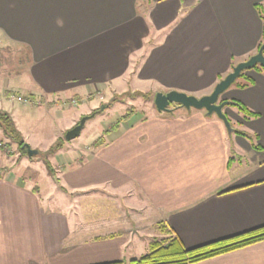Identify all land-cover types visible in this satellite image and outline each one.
<instances>
[{
  "label": "crops",
  "instance_id": "0c3cea01",
  "mask_svg": "<svg viewBox=\"0 0 264 264\" xmlns=\"http://www.w3.org/2000/svg\"><path fill=\"white\" fill-rule=\"evenodd\" d=\"M262 1L0 0V48L23 53L16 65L0 61V111L21 126L43 123L61 115L62 98L125 82L153 95L208 94L255 53L263 25L254 6ZM246 75L252 86H230L220 100L258 115L241 120L225 108L257 135L260 151L228 134L215 115L171 107V114L124 121L100 146L56 161L61 177L49 195L0 150V264H129L147 252L148 243L136 240L155 238L158 222L185 248L263 225L264 75ZM54 124L57 140L70 123ZM33 134L29 127L25 144ZM232 138L245 151L244 168L229 161ZM194 264H264V241Z\"/></svg>",
  "mask_w": 264,
  "mask_h": 264
},
{
  "label": "rangeland",
  "instance_id": "374dc122",
  "mask_svg": "<svg viewBox=\"0 0 264 264\" xmlns=\"http://www.w3.org/2000/svg\"><path fill=\"white\" fill-rule=\"evenodd\" d=\"M172 24H169L167 27H170ZM173 26V25H172ZM171 28L165 31H169ZM161 37V36H160ZM23 55V53L16 52V51H9L3 48H0V61L3 64H10L12 66L13 64L18 62V57ZM22 57V56H21ZM134 86H132L131 82H125L123 85H121L119 88L113 89H101L97 90L95 92H92L90 95H87L86 97H75L72 100L66 101L65 99H61V103L63 104V112H61L60 116H55V120L50 119L47 117L48 120L44 119L43 123L35 121L39 120V118H35V120H29L25 121L26 125L21 126V123L17 121L16 118H12L11 120L17 130V132L20 134L21 138L23 139L22 135L26 133V131L31 129V131L34 132L32 138L28 141V146L37 148L36 150L38 152V155L28 158L26 153L23 154L21 149L18 148L16 144H14L12 141L7 139L1 128H0V150L3 151L8 157H11V160L13 162V166L19 165L24 167L25 169L22 171V175L27 178L28 183H35L38 176V181L42 183V185L47 190L45 193H48L49 195H53V189L55 188V180L56 177H61V173L56 168V161L58 160L60 162H63L64 160L69 159L72 156V152L76 149L77 151H84V150H93L94 149V142L100 137L103 136V131L110 130L111 126L117 121V119L122 116L125 112L130 113L131 115L127 118L126 122L132 123L134 120L137 119H144L150 118L151 116H155V114H171L170 112H158L154 108L153 99L154 95L151 92H140L137 90ZM140 92V93H139ZM220 100V99H219ZM221 101V100H220ZM53 102V101H52ZM54 103V102H53ZM41 105V104H40ZM45 106L50 105V101L44 100L43 104ZM232 110L235 112L234 114L238 116L241 120H244L241 118V116L238 114L235 107H232ZM185 110V109H184ZM195 109H192L194 111ZM187 111V110H186ZM90 115H93L92 117L88 118L78 137L74 138L71 141H64V134L65 131L68 129L74 127L82 117H88ZM227 116V115H226ZM228 118V117H227ZM228 118L231 127L234 130H240L245 131V128L243 127V124L241 120L235 119L230 117ZM68 121L70 123V127L65 129L62 134L60 135V140L62 143V146L59 150H57L52 155H46V152L58 141L56 140V135H52V130L54 131V128L56 124L54 123H60ZM73 121V122H72ZM29 122V123H28ZM72 122V123H71ZM18 123V125H17ZM120 124H123L120 123ZM59 125V124H57ZM36 128V129H35ZM247 132V131H246ZM35 134L36 136H39L38 143H41L39 145L35 142ZM108 134H104L106 137ZM233 137L237 136L235 134H232ZM103 136V141H105V138ZM235 139L232 138V141L228 139V145H230V157L233 158L232 161V168H239V163H241V167H246L247 165V158L245 155V151L241 150L238 146L235 145ZM234 143V146L231 147V144ZM49 147V148H48ZM48 148V149H47ZM45 149H47L45 151ZM34 150V149H33ZM61 150V151H60ZM60 151V152H59ZM58 154L60 158L55 159V154ZM49 163L50 167L52 168V175L49 174L46 164ZM48 173V175L46 174ZM35 179V180H34ZM107 200V197H106ZM108 201V200H107ZM106 201V202H107ZM117 204L116 202H113V205ZM142 209H140L141 211ZM131 213L136 214L134 210H129ZM150 212V211H149ZM142 217L148 219L149 215L144 214L142 211ZM159 222L152 227V232L156 234L155 238H163L165 236V233H163L159 227ZM148 234L142 236V239L140 242L136 240V245L140 244L143 247L147 246V243L153 240V238H150L147 236ZM134 243V246H136ZM132 248V247H131Z\"/></svg>",
  "mask_w": 264,
  "mask_h": 264
},
{
  "label": "trees",
  "instance_id": "16d2710c",
  "mask_svg": "<svg viewBox=\"0 0 264 264\" xmlns=\"http://www.w3.org/2000/svg\"><path fill=\"white\" fill-rule=\"evenodd\" d=\"M254 8L260 20L262 21V25H263V36H262V40L258 43L256 47L255 50L256 53L260 45L264 42V0L259 4H256ZM253 70L264 75V68H262L260 65H255L253 67ZM252 85H253V80L246 75L245 71H242L240 76L234 81V83L231 86L238 89H246ZM231 106L236 108L238 114L244 120L254 119L258 116L256 113L252 112L247 107H245L244 105L238 102L235 101L232 102ZM130 115L131 112L130 113L125 112L111 126L110 130L103 131V136L104 134H109L111 132L116 131L119 128L120 123L126 121ZM0 128L4 136L10 141H12L14 144H16L18 148L21 149L20 151H22V153L25 154L26 151L22 149V146L25 144L24 140L17 132L11 120V117L7 113L1 111H0ZM233 133L246 140L250 144L252 149L256 151L261 150V147L257 144V140H258L257 135L240 130H234ZM103 136H100L94 142L93 145L100 146L104 142ZM61 146H62L61 140L58 139V141L46 152V155H52L57 150H59ZM231 160H233L232 157H230L229 161ZM45 164L49 174L52 175V168L50 167L49 163L46 162ZM54 180L57 181V179ZM158 225L161 228L160 230L163 233H165V236L163 238H158V239L153 238V240L148 243L147 252L138 259L130 260L129 264H194L222 254L236 251L238 249H241L243 247H246L248 245L260 241H264V224H263L235 235L217 239L196 247L185 248L181 244L179 239L170 230L165 231L166 229L161 225V223H159ZM107 264H122V262L107 263Z\"/></svg>",
  "mask_w": 264,
  "mask_h": 264
},
{
  "label": "water",
  "instance_id": "95a60500",
  "mask_svg": "<svg viewBox=\"0 0 264 264\" xmlns=\"http://www.w3.org/2000/svg\"><path fill=\"white\" fill-rule=\"evenodd\" d=\"M264 42L260 45L256 53L249 56L246 60L240 61L231 67L223 78H221L214 85L210 93L200 97L189 95L183 92L168 91L157 92L154 95L153 104L158 112H170L171 107L183 108L187 111L191 109L203 110L206 115H215L224 125L228 134L233 133L234 129L231 127L230 122L225 114V108L232 104L231 101L219 100L221 95L234 83L240 76L242 71L253 70L255 65H260L264 68ZM82 117L81 120L71 129L67 130L64 134L65 141H70L78 137L85 121L92 117ZM26 151V155L31 158L37 155L36 150H32L27 144L22 146Z\"/></svg>",
  "mask_w": 264,
  "mask_h": 264
},
{
  "label": "built area",
  "instance_id": "2783aa9c",
  "mask_svg": "<svg viewBox=\"0 0 264 264\" xmlns=\"http://www.w3.org/2000/svg\"><path fill=\"white\" fill-rule=\"evenodd\" d=\"M9 99L12 100V101L19 102V103L24 104V105H30V104L35 103L34 101H32L28 97L18 96V95H15V94H11L9 96Z\"/></svg>",
  "mask_w": 264,
  "mask_h": 264
}]
</instances>
